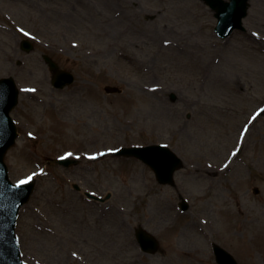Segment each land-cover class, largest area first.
<instances>
[{
	"label": "rangeland",
	"instance_id": "obj_1",
	"mask_svg": "<svg viewBox=\"0 0 264 264\" xmlns=\"http://www.w3.org/2000/svg\"><path fill=\"white\" fill-rule=\"evenodd\" d=\"M215 23L201 0H0L1 50L16 25L35 35L11 56L18 136L5 155L12 181L37 173L16 223L24 264H217L213 243L264 264V0H249L244 30L222 39ZM43 52L70 85H51ZM152 143L184 159L173 186L100 155ZM59 156L78 164H47ZM137 226L156 252L139 249Z\"/></svg>",
	"mask_w": 264,
	"mask_h": 264
},
{
	"label": "water",
	"instance_id": "obj_2",
	"mask_svg": "<svg viewBox=\"0 0 264 264\" xmlns=\"http://www.w3.org/2000/svg\"><path fill=\"white\" fill-rule=\"evenodd\" d=\"M214 11L217 18L215 31L220 37H226L235 28H242V18L247 13L248 0H203ZM54 70L53 83L64 86L73 81L72 74L60 70L57 65L47 59ZM107 92L118 91L116 87L106 86ZM18 90L12 77L0 79V264H23L18 242L15 236V223L19 208L29 199L34 190L35 181L20 185L13 183L8 177L4 155L15 142L16 126L9 116L10 110L17 103ZM113 155L135 156L148 164L160 183H173L172 177L181 165L180 158L168 147L149 145L145 147H123L112 152ZM53 162L68 166L76 160L56 159ZM257 192V189H254ZM89 196H91L89 194ZM183 209L186 205L183 204ZM142 238V248L148 252L156 251L158 242L144 230H137ZM216 258L219 264H237L226 251L215 246Z\"/></svg>",
	"mask_w": 264,
	"mask_h": 264
},
{
	"label": "flooded vegetation",
	"instance_id": "obj_3",
	"mask_svg": "<svg viewBox=\"0 0 264 264\" xmlns=\"http://www.w3.org/2000/svg\"><path fill=\"white\" fill-rule=\"evenodd\" d=\"M12 38V37H11ZM7 38H5L4 40H6ZM15 38H12V43L7 44L8 46V51H10L11 53H20V51L22 50V46H21V38L19 37V40H14ZM16 41V42H15ZM0 66L5 68L6 70H11L14 71L12 68V58L10 57V54H8L5 50H1V46H0ZM11 64V66H10ZM248 111L243 110V115H247ZM224 162V161H223ZM222 162V163H223Z\"/></svg>",
	"mask_w": 264,
	"mask_h": 264
},
{
	"label": "snow or ice",
	"instance_id": "obj_4",
	"mask_svg": "<svg viewBox=\"0 0 264 264\" xmlns=\"http://www.w3.org/2000/svg\"><path fill=\"white\" fill-rule=\"evenodd\" d=\"M68 155H71L70 153ZM100 155H104V153H100ZM233 155H236V153L234 152ZM64 157H61V159H63ZM90 159H95V157H90ZM32 180V177H28L26 180H21L19 182L20 185H24V184H27L29 183L30 181Z\"/></svg>",
	"mask_w": 264,
	"mask_h": 264
}]
</instances>
